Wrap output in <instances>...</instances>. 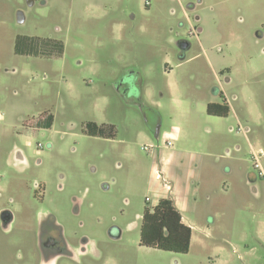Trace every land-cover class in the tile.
Masks as SVG:
<instances>
[{
  "label": "rangeland",
  "instance_id": "1",
  "mask_svg": "<svg viewBox=\"0 0 264 264\" xmlns=\"http://www.w3.org/2000/svg\"><path fill=\"white\" fill-rule=\"evenodd\" d=\"M31 1L0 0V209L15 213L7 232L0 224V264H37L45 214L75 252L58 264H264V175L251 156L262 151L264 173V0ZM17 35L39 53L64 48L14 56ZM124 75L141 103L116 91ZM217 86L227 116L206 112ZM44 112L55 122L33 143L51 148L17 177L8 124ZM88 121L99 135L81 131ZM162 197L192 229L187 253L140 245L142 213Z\"/></svg>",
  "mask_w": 264,
  "mask_h": 264
},
{
  "label": "flooded vegetation",
  "instance_id": "2",
  "mask_svg": "<svg viewBox=\"0 0 264 264\" xmlns=\"http://www.w3.org/2000/svg\"><path fill=\"white\" fill-rule=\"evenodd\" d=\"M32 1L28 0V5H32ZM146 5H148V2H146ZM195 9V4L188 3L184 7V13L185 15L188 13V10L193 11ZM17 18L19 21L23 20L24 15L21 10H17ZM199 20L198 15L193 16V31L194 33H198L200 31V28L197 25V22ZM197 35V34H196ZM258 37V33L255 34ZM29 38L26 36H20L17 35L14 39V47L13 52L14 56H21V57H38L40 56H48V57H57L61 55V52L63 51V45H59V48L55 49L53 46H56L58 43L62 44L59 40H51L50 46L46 48L47 51H39L31 49L28 47L25 43ZM25 43V44H24ZM52 46V47H51ZM176 47L179 51L180 57H183V51L186 50L189 47V42L185 39H178L176 40ZM57 53V54H56ZM229 69L221 70V73H224L225 71H228ZM5 72L9 73H16V68H5ZM229 79L226 78V81ZM133 80L130 79V77H127V75H124L122 78H120L117 82V85L115 86L116 91L121 94L124 97H128L131 101H135L137 103H141V95L136 92L135 95V88L132 86ZM213 95L215 97H219L220 101L214 100L210 101L206 104V112L209 115L213 116H220V108L218 107L223 106L227 107L228 111H226V114L223 116H227L230 109V99L227 97V94L223 90L221 86H217L213 89ZM214 97V98H215ZM232 98H235L233 96ZM208 106L210 107V111H207ZM41 117L37 118V116H29L22 118L20 117L18 121H20V126L18 129H15L14 125L8 124L12 128L8 129V131L14 130L10 134L7 133L6 136L9 134L13 138V142L9 148L6 149V161L9 167H12L16 171L17 177L19 175L24 174L28 171L30 162H34L35 165H38L40 163V159H37V155L43 150V149H50L51 144L46 143L41 144L39 142L33 143L34 140V134L37 133V130H42L40 126L43 124L44 129L50 130L55 122V115L52 113L44 112V115H40ZM1 118V115H0ZM17 121V122H18ZM103 130V127L97 124L94 121H88L82 126L81 131L87 135L96 136L99 135L100 132ZM156 136L159 133V130L156 128ZM246 134V131H245ZM30 147L32 149L30 150V153H28ZM22 182V178H16L12 179L9 182ZM34 188L40 189L41 183H37V181H34ZM14 211L10 207H3L0 209V224L4 231H8L10 228V224L14 220ZM37 250H38V262L37 264H58L59 260L61 258H75V252L73 249L67 245L63 238L62 234V227L58 225L55 221H53V217L50 214L40 215L39 221L37 223ZM113 229V227L111 228ZM121 235V230L118 229V234L111 235V237L119 238ZM141 245V244H140ZM143 246V245H142ZM84 252V248H82L77 253ZM17 263V261H14L13 264H21Z\"/></svg>",
  "mask_w": 264,
  "mask_h": 264
},
{
  "label": "trees",
  "instance_id": "3",
  "mask_svg": "<svg viewBox=\"0 0 264 264\" xmlns=\"http://www.w3.org/2000/svg\"><path fill=\"white\" fill-rule=\"evenodd\" d=\"M208 106L207 111H210ZM220 108L219 115L228 111ZM192 229L182 220L181 213L169 197H162L152 208H145L140 223L139 242L143 246L177 253H187L190 247Z\"/></svg>",
  "mask_w": 264,
  "mask_h": 264
},
{
  "label": "built area",
  "instance_id": "4",
  "mask_svg": "<svg viewBox=\"0 0 264 264\" xmlns=\"http://www.w3.org/2000/svg\"><path fill=\"white\" fill-rule=\"evenodd\" d=\"M171 144L172 143H171L170 140H166L165 141V145L170 146ZM152 147L153 146H144V149L145 150H149V148H152ZM261 153H262L261 150H257L256 151L255 149L251 148V156H252V159H253V167L258 170L259 175L263 176L264 173L262 171V168H261V165H260V161H259ZM155 177L158 178V179H161V178H163V175L159 171H157ZM145 200L149 201V197H146Z\"/></svg>",
  "mask_w": 264,
  "mask_h": 264
},
{
  "label": "crops",
  "instance_id": "5",
  "mask_svg": "<svg viewBox=\"0 0 264 264\" xmlns=\"http://www.w3.org/2000/svg\"><path fill=\"white\" fill-rule=\"evenodd\" d=\"M182 216V215H181ZM182 220H183V218H182ZM184 222V221H183ZM185 223V222H184ZM186 224V223H185Z\"/></svg>",
  "mask_w": 264,
  "mask_h": 264
}]
</instances>
